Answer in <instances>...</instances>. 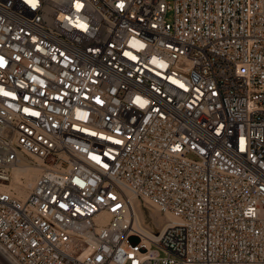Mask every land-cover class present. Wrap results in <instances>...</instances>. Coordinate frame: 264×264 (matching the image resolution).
I'll return each mask as SVG.
<instances>
[{
  "label": "built area",
  "instance_id": "2783aa9c",
  "mask_svg": "<svg viewBox=\"0 0 264 264\" xmlns=\"http://www.w3.org/2000/svg\"><path fill=\"white\" fill-rule=\"evenodd\" d=\"M0 264H264V0H0Z\"/></svg>",
  "mask_w": 264,
  "mask_h": 264
},
{
  "label": "bare ground",
  "instance_id": "6f19581e",
  "mask_svg": "<svg viewBox=\"0 0 264 264\" xmlns=\"http://www.w3.org/2000/svg\"><path fill=\"white\" fill-rule=\"evenodd\" d=\"M41 163L42 161L38 158H36L35 162L23 160L22 163L16 165L13 168V179H14L13 181L15 182L16 188L20 195H26L29 192V190L34 186L36 179L41 173ZM138 202L139 200L136 202L135 205L136 221L144 230H146V232L149 235L156 238L159 237L161 232L164 230L165 226L174 222L175 219L172 217V215L167 213L166 215H164L165 217L164 225L157 233H155L154 231L150 230L147 226H145V224L143 223L140 213L137 210ZM154 208L158 211L156 207Z\"/></svg>",
  "mask_w": 264,
  "mask_h": 264
},
{
  "label": "rangeland",
  "instance_id": "374dc122",
  "mask_svg": "<svg viewBox=\"0 0 264 264\" xmlns=\"http://www.w3.org/2000/svg\"><path fill=\"white\" fill-rule=\"evenodd\" d=\"M172 5L174 0H167ZM174 10L171 8L167 13V19L173 21ZM139 208V209H138ZM137 210L140 213V216L143 220L145 226L150 230L157 233L161 227L164 225L165 217L162 212L157 211L147 200L141 198L137 204Z\"/></svg>",
  "mask_w": 264,
  "mask_h": 264
},
{
  "label": "snow or ice",
  "instance_id": "6c2138e0",
  "mask_svg": "<svg viewBox=\"0 0 264 264\" xmlns=\"http://www.w3.org/2000/svg\"><path fill=\"white\" fill-rule=\"evenodd\" d=\"M33 6H35V5H33Z\"/></svg>",
  "mask_w": 264,
  "mask_h": 264
}]
</instances>
